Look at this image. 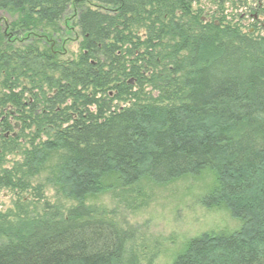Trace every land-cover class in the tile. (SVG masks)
<instances>
[{
	"label": "trees",
	"instance_id": "16d2710c",
	"mask_svg": "<svg viewBox=\"0 0 264 264\" xmlns=\"http://www.w3.org/2000/svg\"><path fill=\"white\" fill-rule=\"evenodd\" d=\"M206 1L221 2L0 0L13 18L0 33V190L17 195L0 212V264H139L135 231L85 199L109 191L132 208L142 184L206 170L199 203L238 225L186 240L171 264H264V35L205 17ZM70 8L78 54L56 59L41 38ZM44 169L76 205L44 201Z\"/></svg>",
	"mask_w": 264,
	"mask_h": 264
},
{
	"label": "rangeland",
	"instance_id": "374dc122",
	"mask_svg": "<svg viewBox=\"0 0 264 264\" xmlns=\"http://www.w3.org/2000/svg\"><path fill=\"white\" fill-rule=\"evenodd\" d=\"M230 0H221L220 4L206 1L200 6L202 15L209 17L222 5ZM93 7V4H87ZM215 14L216 22L224 17L225 22L235 23L243 32H249L254 24L252 13L254 11H219ZM77 11L75 8L67 10L59 21L60 32L51 34L50 38L42 39L40 47H48L56 59H74L78 54V30L75 26ZM222 16V17H221ZM259 28L254 27L253 35L263 36L264 11H257ZM12 16L0 11V33L8 35L9 23ZM11 39V38H10ZM9 40V38H7ZM5 41V40H4ZM4 41H1L2 43ZM16 46L17 44H12ZM45 46V47H44ZM15 124L14 121H12ZM17 125V124H15ZM18 125L15 126V129ZM15 154L5 156L6 166L11 161L18 160ZM47 170L40 173L35 179L43 184L44 201L49 205L68 207L76 205L75 201L65 200L56 195L53 188L44 184ZM212 182L210 173L201 171L198 175H184L161 185L142 184V195L138 199L130 195L132 208L119 206L112 198L111 193L98 194L85 199L84 204L104 213L122 228H131L135 231L130 245L139 253V264H171L174 257L182 249L184 242L204 232H229L235 229L238 222L222 208H206L199 203L200 197L206 193ZM14 192L0 190V212L14 209L17 200ZM40 210V205L36 206Z\"/></svg>",
	"mask_w": 264,
	"mask_h": 264
},
{
	"label": "flooded vegetation",
	"instance_id": "af4514ba",
	"mask_svg": "<svg viewBox=\"0 0 264 264\" xmlns=\"http://www.w3.org/2000/svg\"><path fill=\"white\" fill-rule=\"evenodd\" d=\"M219 9V8H218ZM219 11H254L252 13V19L256 26V30L259 28L257 22V11H264V0H230L227 5H222ZM264 26V22L261 23ZM250 27L249 32H254V27Z\"/></svg>",
	"mask_w": 264,
	"mask_h": 264
}]
</instances>
